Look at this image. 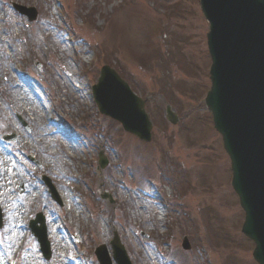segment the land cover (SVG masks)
<instances>
[{"label": "rangeland", "instance_id": "374dc122", "mask_svg": "<svg viewBox=\"0 0 264 264\" xmlns=\"http://www.w3.org/2000/svg\"><path fill=\"white\" fill-rule=\"evenodd\" d=\"M207 30L197 0H0V264H97L94 249L111 253L114 233L131 264H256L202 103ZM105 64L147 99L150 143L94 108L90 86ZM100 153L108 163L96 172ZM37 213L48 261L27 227Z\"/></svg>", "mask_w": 264, "mask_h": 264}, {"label": "water", "instance_id": "95a60500", "mask_svg": "<svg viewBox=\"0 0 264 264\" xmlns=\"http://www.w3.org/2000/svg\"><path fill=\"white\" fill-rule=\"evenodd\" d=\"M201 3L210 21L206 40L212 59V88L204 102L230 158L232 186L246 216L242 232L256 242L253 256L264 264V0ZM99 76L93 90L99 111L149 140L142 101L109 68Z\"/></svg>", "mask_w": 264, "mask_h": 264}, {"label": "bare ground", "instance_id": "6f19581e", "mask_svg": "<svg viewBox=\"0 0 264 264\" xmlns=\"http://www.w3.org/2000/svg\"><path fill=\"white\" fill-rule=\"evenodd\" d=\"M1 156H2V155H0V159H2V160H3V159H4V157H3V156L1 157ZM18 182H19V181H16L15 183H16V184H18ZM12 225H13V222L10 224V226L12 227ZM50 227H51V226H50Z\"/></svg>", "mask_w": 264, "mask_h": 264}]
</instances>
